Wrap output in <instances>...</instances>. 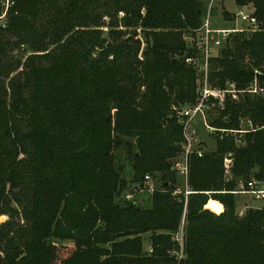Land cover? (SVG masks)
Returning <instances> with one entry per match:
<instances>
[{
  "label": "trees",
  "instance_id": "1",
  "mask_svg": "<svg viewBox=\"0 0 264 264\" xmlns=\"http://www.w3.org/2000/svg\"><path fill=\"white\" fill-rule=\"evenodd\" d=\"M12 1L0 27V264H264V207L240 216L234 192L264 178V96L229 100L209 118L232 129L250 119L241 143L214 134L183 186L172 170L184 139L178 109L198 99L201 75L186 58L203 2ZM235 2L254 6L260 29L227 39L209 81L244 89L259 70L264 86V0ZM119 149L133 156L134 184L164 177L151 208L124 198ZM211 199L224 210L206 207Z\"/></svg>",
  "mask_w": 264,
  "mask_h": 264
},
{
  "label": "built area",
  "instance_id": "2",
  "mask_svg": "<svg viewBox=\"0 0 264 264\" xmlns=\"http://www.w3.org/2000/svg\"><path fill=\"white\" fill-rule=\"evenodd\" d=\"M201 1L205 7V13L202 25L195 32L194 44L197 50L196 55L186 58V62L201 75L198 99L193 105H187L178 109L184 139L182 141V151L179 156L173 159L172 165V170L186 181L189 175L191 156H202L205 152L203 150L205 141L200 134L198 124L201 123L210 133L216 134L220 138L231 134L239 144L242 142L243 135L249 130L254 129L253 122L250 119H246L248 123L247 128L242 125L238 129L221 128L210 124L209 114L215 109L218 110L217 112L224 110L229 100L240 101L245 94L264 96V86L261 85L258 79V75H261V71L259 70H255V79L244 89H240L235 81H227L224 87L214 86L209 81L211 60L219 54L227 39L236 32L252 33L260 29L258 19L254 15V7L252 5L241 6L242 9L237 13H233L235 23H241L245 26L219 28L213 26L211 18L223 0ZM13 5L14 2L12 0H0V27L5 28L7 26L9 10ZM243 119H241V123ZM224 164L227 174L231 176V167L233 165L231 153L225 157ZM153 180L154 178L151 175H145L143 183L134 184L124 195V198L129 201L135 200L136 196L143 190V184ZM234 192L240 195H250L256 200L264 202V178L257 179L254 177L241 182ZM186 193H189V190H186ZM244 208L247 209L249 207ZM245 209L238 210L240 216L245 214ZM177 239L183 243V233Z\"/></svg>",
  "mask_w": 264,
  "mask_h": 264
},
{
  "label": "rangeland",
  "instance_id": "3",
  "mask_svg": "<svg viewBox=\"0 0 264 264\" xmlns=\"http://www.w3.org/2000/svg\"><path fill=\"white\" fill-rule=\"evenodd\" d=\"M224 1V0H223ZM252 7H254L252 5ZM240 9H242L241 6L237 5L235 0H225L224 1V6L221 3L220 6L217 7V11L213 14L211 18V22L214 27H219V28H234L236 26L242 25L241 23H235L233 19H226L224 12L225 10H228L230 13H237ZM120 16H123L121 13ZM245 26V25H242ZM122 29H125L124 27L120 26ZM104 30V34H107L108 27L107 26H102L101 27ZM140 30V29H139ZM188 41H191V37L189 35L185 36ZM145 45V44H143ZM28 53L25 54L19 53V55H27ZM247 62L250 63V60L247 58ZM218 110L215 109L209 114V118H216L220 115V113L217 112ZM241 125L245 128L248 127V123L246 119L242 120ZM198 127L200 129V134L202 135L205 144L203 146V150L205 152L212 151L216 148V139L214 138V134L210 133L201 123L198 124ZM117 160L116 164L118 166V170L121 173V177L123 181L128 185V187L125 189L124 194L127 193V191L130 190V186L134 183V177H135V165H134V160L133 156L127 152V149H119L117 152ZM173 162V160H172ZM154 180L143 184V190L136 196L135 200L138 205L144 208H151L152 207V201H151V196L152 193L155 191V189L162 188V184L164 181V177L160 173H157L156 176H154ZM180 177V182L181 186L186 184V181L183 177ZM126 185V186H127ZM181 189L180 187H178ZM153 191V192H152ZM123 194V195H124ZM223 205V204H222ZM243 206H248V207H254V208H260L264 207V202L262 200H256L250 195H238V210L240 209H245ZM210 209V208H209ZM248 209V208H247ZM245 209V211L247 210ZM212 210V209H211ZM224 210V206H223ZM222 210V211H223ZM218 213V212H217ZM8 219L7 215H1L0 216V222L5 221ZM183 233V222L179 228V232L177 237H181ZM149 235L150 234H145L144 237V249L148 250L150 246V240H149ZM65 246V248H70L71 246L74 245L73 241L70 240H62V242ZM66 253V250L62 251V255Z\"/></svg>",
  "mask_w": 264,
  "mask_h": 264
},
{
  "label": "bare ground",
  "instance_id": "4",
  "mask_svg": "<svg viewBox=\"0 0 264 264\" xmlns=\"http://www.w3.org/2000/svg\"><path fill=\"white\" fill-rule=\"evenodd\" d=\"M206 207L212 209L215 212L220 213L223 210V206L220 202L211 199L208 204L206 205Z\"/></svg>",
  "mask_w": 264,
  "mask_h": 264
},
{
  "label": "crops",
  "instance_id": "5",
  "mask_svg": "<svg viewBox=\"0 0 264 264\" xmlns=\"http://www.w3.org/2000/svg\"><path fill=\"white\" fill-rule=\"evenodd\" d=\"M224 1H225V0H224ZM224 1H222L223 6H224ZM222 206H223V205H222ZM244 207H246V206H243V208H244ZM254 207H255V206H254Z\"/></svg>",
  "mask_w": 264,
  "mask_h": 264
},
{
  "label": "water",
  "instance_id": "6",
  "mask_svg": "<svg viewBox=\"0 0 264 264\" xmlns=\"http://www.w3.org/2000/svg\"><path fill=\"white\" fill-rule=\"evenodd\" d=\"M229 119V118H228Z\"/></svg>",
  "mask_w": 264,
  "mask_h": 264
}]
</instances>
